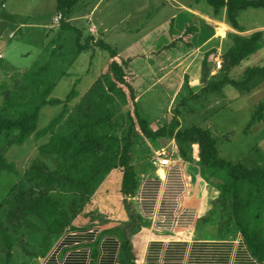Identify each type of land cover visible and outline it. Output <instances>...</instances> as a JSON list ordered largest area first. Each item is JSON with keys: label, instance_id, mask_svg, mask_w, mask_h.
Here are the masks:
<instances>
[{"label": "trees", "instance_id": "1", "mask_svg": "<svg viewBox=\"0 0 264 264\" xmlns=\"http://www.w3.org/2000/svg\"><path fill=\"white\" fill-rule=\"evenodd\" d=\"M55 3L56 13L60 16L58 35L55 36L57 40L61 39L62 35L71 33L74 35L75 53L90 52L92 58L93 52L100 49L108 54L109 70L104 76L105 90L97 92V94L93 93L95 94L93 97L95 99L98 97L100 100L99 107L104 108L105 112L102 116L97 114V116L92 115L88 119L80 120L69 133L63 135L56 131L68 112L70 101L77 96L75 86L77 82L64 99H59L45 96L52 90V85H48L47 80H43L48 86L46 91H44L45 88L42 91V95L46 99L31 109L25 110L23 105V109L20 110L18 102H15L14 89L9 95L11 99H9L7 91L4 93L3 104L0 108V137L9 141L10 144L16 145H21L28 139L34 138L35 141L40 142L41 151L56 155L59 162H56L53 169L41 162L31 163L25 175L26 180L33 183L36 189L31 186L25 188L17 183L18 172L15 163L7 159L4 148L0 145V207L6 209L5 222L0 216L3 264H9L13 245L16 242V236L10 232L19 233L22 231L30 236L39 234L43 246L40 256H43L50 248L53 239L71 227L72 221L81 208H76L73 203L70 208H63L60 201L55 200L47 189L64 184L74 189L76 195L80 197L89 192L103 169V164H99L97 161L95 166L90 165V156L95 153V149L104 139L113 143H122L120 146L113 144L110 147L111 158L107 164L105 163L104 168L105 170L113 168L121 170L120 193L124 197L123 205L128 220L119 223L109 231L116 233L123 240V250L127 259L132 261L130 238L141 227V215L134 210L129 198L136 194L139 187V173L133 164L132 157L140 137L152 141L173 140L183 161L191 159V147L193 144H197L200 176L219 192L218 198L212 202V210L220 209L219 229L222 236L234 235L239 232L251 253L258 260L263 261L264 168H250L240 162L232 163L220 157L216 147V138L209 128L199 126L180 128L179 120L175 118L170 124L153 130L138 105L139 95L142 93L141 91L145 90L142 87V78L137 75L135 65L145 55L139 53L140 51L135 46L120 54L116 48L102 38L94 39L92 36H87L82 40V31L69 21L78 0H55ZM195 3L207 4L215 16L225 9L227 23L237 32L242 31L238 23L239 12L250 8L264 9V0H195ZM165 25L166 30L164 31L169 36H174L170 42L166 41L161 49L152 50V53L157 55L164 50H171L176 47L177 43L192 46L191 40L198 32L195 25L184 24L181 33L175 31L176 26L173 20ZM165 25L162 29H165ZM176 34L178 36L175 38ZM160 38H165L162 32L156 37L157 40ZM227 38L231 39V45L221 56L219 70V73L223 74L221 79L216 81L212 79L209 83L205 81V85L200 90L191 91L188 95L183 96L179 102L180 107H186L188 102L200 100L206 95L220 93L225 85L249 91L251 89L249 84L252 80L257 77L264 79V65L247 68L243 73V79L239 81L232 80L228 76L232 69L238 67L244 60L262 48L263 33L260 31L250 35L230 33L227 34ZM58 46L61 48L62 45L58 44ZM202 67L205 68L203 77L206 80L210 72L206 60ZM108 94H117L126 105H130V109L127 111L129 126L126 135L120 138L121 141L116 136L106 138V134H98V130H105L110 125V111L105 108L104 98L108 97ZM60 105L61 111L53 116L49 124L40 127L41 109ZM8 111L18 112L13 117L6 115ZM262 121H264V102L250 118L247 130L255 123ZM44 138L46 139L44 140ZM92 216L95 220L89 221L91 226L105 224L108 221V218H101L103 213L97 209L94 210ZM85 217H88V214ZM200 219L198 223L207 221L208 215Z\"/></svg>", "mask_w": 264, "mask_h": 264}, {"label": "rangeland", "instance_id": "2", "mask_svg": "<svg viewBox=\"0 0 264 264\" xmlns=\"http://www.w3.org/2000/svg\"><path fill=\"white\" fill-rule=\"evenodd\" d=\"M2 1L5 7L3 9L0 8V15L4 14L7 16V14H13V16L5 17L7 25L26 21L25 15H30L31 9L28 7L31 3H36L38 5L40 3V8L45 14L49 11L46 5H42V2L39 1L0 0V2ZM157 2L158 0H139L137 3L134 2L140 5H150V7H145V11L141 12L133 9L131 10V14L126 19L124 18L123 28L126 29V31L128 30L129 37H125L122 42L123 44L132 41L136 36L134 34L138 31L153 26L164 17L167 11L166 9L159 15H155L153 8H151V6L154 7V5H157ZM57 16L58 14L52 16L53 20L51 25H54V28L50 29L52 33L49 34L47 30V35L42 33L43 38H41V34L39 35L38 32H34L35 38H33V40H36L35 45H38L40 42H44L45 45L53 44L52 39L57 36V30L60 24V20L57 19ZM114 16L113 14L109 16L110 18H98L96 15L83 16L81 20L86 25L83 27L81 26V28L89 33L93 32L98 34L95 26L90 27L88 23L92 20L97 22L99 20H104L105 22V20L108 19L111 22L121 19ZM12 27V30H14L15 27ZM163 27L148 33V35L143 37L137 45H135V48H138L141 53L147 54L146 59L136 62L135 70L137 75L142 78V87L145 90L138 98V105L143 116L149 120L150 126L153 130H157L164 125L170 124L173 119L178 118L179 125L181 126L180 128L191 126L209 128L216 138V147L220 157L232 163L240 162L250 168H264L263 125L257 123L247 130L250 118L256 113L260 104L264 102V89H262L261 95L252 96L255 92L254 89V92L247 94L246 97L244 95L245 91H240L236 88L235 90L232 86H227L224 91L225 96L223 97L216 95L217 92L216 94L209 95L208 99L205 96V100L191 101L188 107L179 106L180 99L183 96L188 95L191 91L200 90V88L205 85V81L209 83L212 79L215 81L221 79V76H223V74L219 73L221 56L230 46L231 39L227 37L223 40L216 39L202 48L196 46L189 47L184 43H177L175 48L168 51L164 50L156 55L154 52L152 53V50L161 49V46L168 40L170 42L174 36H169L168 33L164 31L166 30V25L165 29H162ZM177 29H175L177 33L182 32V28ZM161 32L165 38H160L156 41L154 38L158 37ZM218 32L220 33V31ZM15 34H17L16 31ZM65 36L67 39H65L66 44H64V47L66 49H71L69 43H73L74 35L66 33ZM177 36L178 34L175 35V38ZM6 37L5 35V38ZM19 37L20 35L17 34L12 40L6 38L3 44H0V98L1 93L3 94L5 89L8 96L14 89V94H16V96L13 98H15V102H18L20 110L23 109L22 105L25 110L27 108L31 109L33 106L46 99L43 97L42 91L44 88V91L48 88L47 84L43 82V80L47 79L43 76L41 79V75L48 71L47 68H50L52 61L55 62V54L59 49L56 45H51V48L47 51V55L44 56L45 60L41 59L40 68L34 66L36 69L33 68V76H36V79L25 77L26 79H23V83H21L20 80L9 81V75L4 73L5 69H15L17 64L19 65L20 62L23 63L28 59L23 54L29 50V47L23 45L21 42L19 44L17 42ZM84 38L85 36L83 35L82 40H84ZM35 45L31 44L30 47H35ZM98 50L99 54L95 55L93 58H90L88 53L80 54L76 61H72L70 56H65L64 58L65 60L69 58L72 61H70V67L64 69L69 68L68 70H73L80 80L79 82L77 81L78 84L76 85L78 95L70 101L68 112L57 128L56 132L59 134L64 135L69 133L73 126L80 120L88 119L92 115L97 116V114L98 116H102L105 112L104 108L99 107L100 100L98 97L97 99L93 97L97 92L105 90L104 76L109 70L107 52L100 49ZM69 51L70 50H68V52ZM205 60L207 68L210 70L206 80L205 77H203L205 68L203 69L202 67ZM58 66L60 69L55 67L56 70H62V65ZM86 70L88 71L86 72ZM96 73L97 78H95ZM241 78L243 79V75ZM47 82L49 83L48 85H52L48 80ZM4 83H6L5 87ZM72 83L73 79L64 77L57 83V86H54V83L52 87L54 86L55 89L52 88L50 93L45 96L64 99L65 95L72 87ZM107 96L108 97H104L105 108L110 111V125L105 130H98V134H106V138L108 136H116L120 140V138L126 135L128 130L129 120L127 119V111L130 109V105H126L117 94H108ZM9 99H11L10 96ZM205 102H207L206 105ZM60 111L61 105L42 108L40 127L49 124L53 116ZM17 112L18 111H14L13 113L8 111L6 115L14 117ZM46 138H44V140ZM140 138L133 152V161L135 163L140 162L141 165L142 163H149L152 160L153 162H157L155 164L156 166H160L158 160L165 158L167 154H179L177 145L173 140L160 139L158 141H152L142 137ZM108 142L109 144H107ZM113 144L120 146L122 143H113L104 139L95 149V153L90 156V165L95 166V162L97 161L99 164H103V169H101V173L95 180L90 191L86 192L85 195L82 197L76 195L74 189L64 184L47 189L55 200L60 201L63 208H70L72 203L76 208H81L75 217L77 220L74 219L75 222L80 220H84L87 223H89V221H94L95 219L92 215L95 209L103 213L101 218L105 217L108 218V220L114 216L116 217L119 213L118 211L122 209L123 199H120L121 170L119 168L105 170L104 168L105 163L107 164L111 158L110 147H112ZM0 145L3 146L7 159L15 163L18 172L16 179L17 183L25 188H29V186L35 188L33 183L26 180L27 177L25 175L31 163L41 162L53 169L56 162H59L56 155L41 151L39 148L40 142L35 141L34 138L28 139L21 145H16L14 143L10 144L9 141L0 137ZM172 147H174L173 150H171ZM196 150V147H191L190 154L192 156L196 155ZM151 164L155 166L153 163ZM160 174L162 175L161 171ZM121 198L123 197L121 196ZM86 214H88V217H85ZM220 214V209H216L214 210L213 217L220 220ZM0 216L2 221L5 222V207H0ZM10 233L16 236V242L13 245L12 257L9 264H38L37 257H39L41 254L40 252L43 251L41 236L39 234L30 236L26 233H22V231L19 233L12 231ZM3 259L4 253L2 252V243L0 240V264H3ZM262 264H264V257Z\"/></svg>", "mask_w": 264, "mask_h": 264}, {"label": "crops", "instance_id": "3", "mask_svg": "<svg viewBox=\"0 0 264 264\" xmlns=\"http://www.w3.org/2000/svg\"><path fill=\"white\" fill-rule=\"evenodd\" d=\"M25 1L42 2V5H46L49 11L45 14L40 8V3L39 5L31 3L28 7L31 9L30 15H25L26 21L10 23L9 25H7L5 17L13 16V14L0 15V44H3L6 38L12 40L19 34L20 37L17 42L29 47L26 53H22L28 59L23 63L20 62L19 65L17 64L15 69H5L4 73L9 75V81L20 80L22 82L25 76L36 79V76H33V68L36 66V68H40L41 59L45 60L44 56L47 55L51 45H56L59 51L55 54V62H51L50 68L48 67V71L42 73L41 79L43 76L53 83L52 85L55 83L54 86H57L61 79L67 77V79H73V87L75 82H79L80 78L73 70L64 68L70 67V63L76 61L80 54L88 53L91 58V53H75L74 40L73 43H69L71 49H66L64 47L66 42L62 41L67 39L65 34L61 36V42L60 39L57 40L54 37L51 45H45L44 42L35 45L36 40H33L35 38L34 32L41 34V38H43V34L47 35V30L49 34L52 33L50 29L54 28L51 22L53 20L52 16L57 14L56 3L55 0ZM138 1L78 0L69 21L73 26L79 28L85 37L102 38L116 48L120 54L137 45L148 33L160 29L170 20L174 21L175 29H183L184 24L195 25L198 32L193 36L191 45L199 48L205 47L213 40H223L230 33L250 35L260 31L263 33L264 39V9L250 8L239 12L238 23L242 31L237 32L227 23L225 9L215 16L207 4L205 6L203 3L196 4L195 0H158L157 5L151 6V8H153L155 15H159L166 9L164 17L153 26L138 31L134 34L136 36L132 41L129 40L130 42L123 44L125 37L129 35L128 30L126 31L123 28L124 18L126 19L133 9L141 12L145 11V7H150V5L146 6V4H136ZM4 7V2H0V8L3 9ZM112 14L115 15L114 17L121 19L111 22L108 19L105 22L104 20H99L98 22L92 20L88 23L90 27L95 26L98 34L89 33L81 28V26L86 25L81 20L83 16L96 15L98 18H108ZM12 26L15 27L14 30H12ZM15 31L17 34H15ZM5 35L7 36L6 38ZM154 39L157 41L156 37ZM31 44H34L35 47H30ZM58 44L62 45L61 48ZM68 50L70 51L68 52ZM98 51L96 49L93 52L92 58L99 54ZM141 54L145 55L142 60L147 58L146 53ZM65 56H70L72 61L69 58L65 60ZM58 65H62V70H56L55 67L59 68ZM263 65L264 44L259 51L244 60L238 67L232 69L228 76L232 80L239 81L247 68L261 67ZM95 78H97V73ZM5 85L6 83H4V87ZM227 86L231 85H225L219 94H212L219 95V97L225 96L224 91ZM249 86L251 89L244 92L246 97L247 94L254 91L252 96L261 95L262 89H264V79L257 77L252 80ZM5 90L3 94L1 93L0 108L3 104ZM143 93L144 91L140 95ZM209 95H206L207 99ZM203 98L197 101L205 100V97ZM207 102H205V105ZM260 123L263 125L262 129H264V121L258 124ZM192 147H197L196 155H191L190 160L183 161L179 154L173 153L171 160L174 162L170 166H156L152 160L141 165L140 162L135 163L133 161L139 173V187L136 194L129 198V201L133 204L134 210L141 215V227L130 238L132 261L127 259L123 250V240L116 233L109 231L119 223L128 220L127 212L123 205L122 209L118 211V215L110 218L105 224L91 226L84 220L75 222L77 220L75 218L70 228L53 239L46 254L37 257L38 264H242L244 262V259L240 257L242 254H239L233 261L220 257L219 243H225L228 236H222L219 229V219L217 220L213 217L212 202L218 198L219 192L201 178L198 166V146L193 144ZM121 196L120 193V199H124ZM206 215H208V220L198 223L201 220L200 218ZM232 237L234 238V235Z\"/></svg>", "mask_w": 264, "mask_h": 264}, {"label": "built area", "instance_id": "4", "mask_svg": "<svg viewBox=\"0 0 264 264\" xmlns=\"http://www.w3.org/2000/svg\"><path fill=\"white\" fill-rule=\"evenodd\" d=\"M57 19L60 20V16H57ZM171 154H167L165 158H161L158 160V163L160 166H170L171 163L174 161L171 160ZM156 164L157 162H153ZM233 235H229L227 237V240H225V243L220 242L219 243V251H220V257H225L233 261L239 254H242L240 256L244 259V262L242 264H262V261L258 260L248 249L244 238L239 232H236ZM219 257V258H220Z\"/></svg>", "mask_w": 264, "mask_h": 264}]
</instances>
